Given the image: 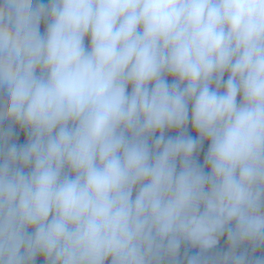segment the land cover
Returning <instances> with one entry per match:
<instances>
[{
	"label": "clouds",
	"instance_id": "1",
	"mask_svg": "<svg viewBox=\"0 0 264 264\" xmlns=\"http://www.w3.org/2000/svg\"><path fill=\"white\" fill-rule=\"evenodd\" d=\"M257 249L264 0H0V264Z\"/></svg>",
	"mask_w": 264,
	"mask_h": 264
},
{
	"label": "trees",
	"instance_id": "2",
	"mask_svg": "<svg viewBox=\"0 0 264 264\" xmlns=\"http://www.w3.org/2000/svg\"><path fill=\"white\" fill-rule=\"evenodd\" d=\"M42 2H44L45 4L48 3V0H42ZM45 28V25L42 23L41 24V32L43 33ZM86 45L90 47V41L86 40L85 41ZM225 79H227V74L225 75ZM169 82L171 83V78H169ZM130 90V89H129ZM191 114V113H190ZM7 123H5V128H7ZM15 135L13 137L14 142L17 143L18 145H22L25 144L27 142V134L26 132H24L23 130L19 129V128H15L14 129ZM188 134L192 135L193 137L196 136L195 131L192 129L191 127V123H189V127H188ZM169 135H175V132L169 133ZM207 148H208V144L207 142L204 143L202 150L197 154V160L199 161V163L201 165H203V160H204V155L207 152ZM207 170V169H206ZM228 250V242H227V238L226 235L225 237L221 238L220 244L217 246L216 249L213 250V253H222ZM198 252V249H192L189 246H182L181 248V254H180V259L181 261H184L185 259V253H187L188 255H193L196 254ZM250 256H254L255 258H264V249H257L255 251V253H252L251 251L249 252ZM36 264H44L43 258L42 257H38Z\"/></svg>",
	"mask_w": 264,
	"mask_h": 264
}]
</instances>
